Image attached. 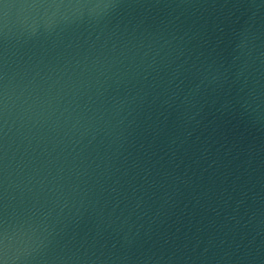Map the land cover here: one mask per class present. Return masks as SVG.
Here are the masks:
<instances>
[{"label": "water", "instance_id": "obj_1", "mask_svg": "<svg viewBox=\"0 0 264 264\" xmlns=\"http://www.w3.org/2000/svg\"><path fill=\"white\" fill-rule=\"evenodd\" d=\"M0 264H264V0H0Z\"/></svg>", "mask_w": 264, "mask_h": 264}]
</instances>
